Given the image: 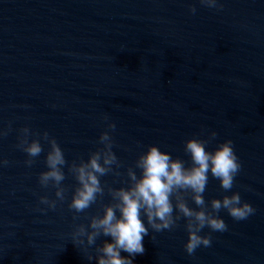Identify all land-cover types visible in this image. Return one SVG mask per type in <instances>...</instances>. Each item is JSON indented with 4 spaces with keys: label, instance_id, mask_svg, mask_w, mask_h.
<instances>
[{
    "label": "water",
    "instance_id": "obj_1",
    "mask_svg": "<svg viewBox=\"0 0 264 264\" xmlns=\"http://www.w3.org/2000/svg\"><path fill=\"white\" fill-rule=\"evenodd\" d=\"M219 3L222 10L199 0H0V129L11 125L0 137V160L9 161L0 164V264H97L72 233L111 202L105 190L85 212L70 210L77 181L65 167L66 199L54 210L41 204L40 196L56 199L38 182L50 146L41 140L28 167L16 147L25 126L47 131L69 162L87 160L109 131L121 175L101 183L114 188L127 187L126 169L148 145L187 166L186 139L215 131L208 150L232 140L242 165L232 190L210 175L203 195L239 192L255 213L236 221L222 209L228 230L205 227L211 246L192 255L185 219L171 231L149 229L134 264H264V0ZM104 241L111 237L96 245Z\"/></svg>",
    "mask_w": 264,
    "mask_h": 264
},
{
    "label": "clouds",
    "instance_id": "obj_2",
    "mask_svg": "<svg viewBox=\"0 0 264 264\" xmlns=\"http://www.w3.org/2000/svg\"><path fill=\"white\" fill-rule=\"evenodd\" d=\"M199 3L209 9H223L219 0H199ZM188 10L191 14L197 11L194 5H189ZM107 128L114 132L116 124L109 122ZM9 131L10 124L7 129H0V137L6 136ZM19 133L16 147L26 153L28 158L24 163L28 167L43 152L41 140L50 146L45 157L47 170L39 173L38 182L42 188H54L56 199L40 196L41 204L54 210L58 203L66 199L67 188L63 184L66 179L65 167L77 181L68 204L75 213L85 212L107 190L111 202L100 205L103 214L91 216L87 226L76 225L72 233L73 243L85 246L87 259L91 261L95 258L97 264H134V257L145 251L143 239L149 235V229L153 232L171 231L178 226L181 218L186 221L184 227L188 233L184 249L192 255L201 246H211L210 233L200 234L205 227L212 232L228 230V225L219 216L222 209L236 221L246 220L255 213L250 203L241 200L239 192L210 201L204 198L210 175L219 181L220 188L227 193L232 190L234 179L242 167L232 140H224L213 150H208L207 146L217 137L215 131H211L207 138L201 134L184 141V152L191 161L187 166L185 160L174 158L157 145H148L145 151L138 154L134 165L127 167V187L118 188L101 183V177L121 175L118 169L122 167V162L112 150L114 140L109 131L100 134L98 143L102 147L91 151L87 160L81 157L71 162L66 160L57 140L47 131L33 133L25 126L19 129ZM8 163L6 159L0 160V164ZM188 197L196 208L189 206ZM73 218L76 219L75 216ZM101 236L111 237V242L96 245ZM92 246H95V256L88 252ZM121 251L128 253V256H122Z\"/></svg>",
    "mask_w": 264,
    "mask_h": 264
}]
</instances>
